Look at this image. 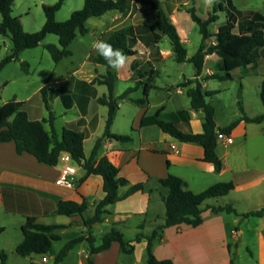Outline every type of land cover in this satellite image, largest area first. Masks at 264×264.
<instances>
[{"label":"crops","instance_id":"obj_1","mask_svg":"<svg viewBox=\"0 0 264 264\" xmlns=\"http://www.w3.org/2000/svg\"><path fill=\"white\" fill-rule=\"evenodd\" d=\"M141 7L147 8L148 6L137 5V8ZM170 18L174 20L177 28L179 24L177 17L172 14ZM128 26H136L135 20L130 18V13L126 15L125 12L110 11L99 18L92 32L95 41H106L111 33L125 30ZM88 29L90 32L91 29L89 27ZM178 33L180 35L179 30ZM135 35L138 42L134 49L138 54L127 56L131 63L127 67L125 75V80L134 85L128 88L135 86L132 76L135 68L140 70L137 67L139 58L144 59V63L148 62L150 69L153 68L157 74L158 63L152 62L151 55L159 48L164 39L163 37L159 43L155 44L147 31L138 33L135 30ZM181 40L186 45V40L182 37ZM96 53L97 51L93 48L92 52L86 55L83 65L89 64L93 71L99 73L101 65L91 60ZM22 55L23 52L20 55L21 61ZM212 56L216 55L206 57L202 74L198 77L204 92L209 91L206 89L209 80H203L204 77L214 73L212 72L213 67L207 68V58ZM12 63L19 62L14 61L10 64ZM10 64L0 73V85L3 87L8 86L11 82L8 77L3 76ZM148 71L145 70L142 73ZM77 72L83 73L80 69ZM195 73L194 69L193 76L186 79H194ZM95 77L96 75L93 73L86 80L75 77L71 92L65 94L64 97L60 96L54 99L52 107L56 117L55 131L60 136L65 128H78L89 133L86 142L97 131L102 130V134L96 136L97 139H102L98 158L107 156L119 168V177L129 181L128 186L120 188L119 195L123 196L132 185L141 182L145 183L146 189L125 200L106 206L107 212L104 214L103 221L95 223L91 229L95 239L94 246H99L103 236L109 233L112 228H116L125 237L123 229L125 230L130 225L136 234L132 239H125L134 245V253L131 255L122 253L120 243L113 242L108 250L94 256V264H131V261H126L123 258H131L139 251H146L147 240L143 239L138 243L135 242V238L140 231L145 236H150L156 224L164 223L166 208L162 197L167 195V190L162 189L159 180L170 174L182 178L186 188L195 193H200L218 182H232L235 189L228 196L221 197L220 200L211 199V201H215L205 202V206L203 204V223L200 226L192 227L183 224L163 229L160 232L161 238L153 245L155 256L159 260H172L173 264H230L232 248L237 249L246 234L243 226L247 218H243L242 215L258 211L264 206V122L257 124L240 121L231 133V143L218 141L217 153L223 161V169L221 173L217 174L212 164L203 161L204 149L202 146L177 141L164 134L152 122L142 123L143 117L154 115L161 107H164L163 115L186 110L189 122L183 123V130L192 133L203 132V112L191 109L187 88L177 87L179 83L186 80H180L175 85H158L155 76L152 82L155 88L149 93L147 105H137L129 99L120 101L116 119L122 116L126 120L130 132L123 135H132L133 138L131 142L125 143L111 137V134H115L112 129L116 119L110 134H105L108 109L99 104L98 98L107 94L108 90L106 86L93 84L92 81ZM44 86L37 88L36 92L40 93ZM193 86L194 84L190 87ZM102 87H106V90ZM141 88L143 89V87L139 89ZM212 91L220 92V90ZM153 92L166 93L168 100L160 102L154 112H151L150 99ZM132 94L130 95L131 99L143 97L135 98ZM30 97L28 96L26 98L28 100L22 102L16 95L13 100L23 103L22 110L27 113L30 120L48 118L49 114L45 107L40 113L39 109L36 110L33 105L28 103ZM124 102L136 106V109L134 111L123 110ZM169 102H173L175 105L174 110L168 109ZM244 111L248 117L264 114V110L255 115L248 113L245 109ZM241 116L242 113L233 121ZM215 118L217 123V114H215ZM232 122L224 126L217 124V126L224 128ZM44 126L48 132H51L48 123ZM136 142L135 147L129 146ZM85 156L88 158L86 154ZM69 164L74 166L77 171L72 177L74 182L72 188L57 184L61 170L68 163L61 161L56 166H49L38 162L31 154H18L13 141L0 144V253L5 252L8 255L7 264H56V255L66 242L79 236H87L84 220L94 215L97 205L105 197L104 180L102 176L93 174L83 179L86 174L84 168L75 162ZM61 201L78 203L86 201L89 204V211L83 216L58 215L57 209ZM228 203L236 208L237 214L225 212L217 214L209 208L213 205L219 206ZM28 217H36L37 222L41 224L62 226L54 232L60 237V240L53 242V254L48 256L32 255L25 258L16 254L17 246L24 239L22 226ZM253 218L258 222L255 232L258 249L257 252H254L247 248L251 258L250 264H264V218ZM133 219L137 221L131 224ZM141 226L143 229L139 230ZM147 229L150 232H146ZM9 233L11 235H8ZM86 244L89 243L83 241L77 244L59 264H88L90 245L87 247ZM45 257H47V261L43 260ZM235 264H238L236 260Z\"/></svg>","mask_w":264,"mask_h":264},{"label":"trees","instance_id":"obj_2","mask_svg":"<svg viewBox=\"0 0 264 264\" xmlns=\"http://www.w3.org/2000/svg\"><path fill=\"white\" fill-rule=\"evenodd\" d=\"M65 1L58 0L53 5H44L45 24L41 30L28 33L24 30L21 17L13 15L14 0H0V14L2 15L0 35L9 37L13 43L11 53L0 62V73L11 62H19L22 52L39 47L48 35L59 37L58 45L51 43L47 44L45 48L50 53L53 61L60 63L64 58L72 55L70 46L76 40L78 34H88L87 22L89 19L101 18L110 11L124 13L132 2L137 5L148 6L156 11L157 17L155 20H145L142 24L153 43L157 44L163 37H168L175 53V60L178 63H190L194 66L195 78L187 79L181 87L187 88L186 92L191 100V109L196 112L201 111L204 114L203 132L201 133L183 130V123L189 122V115L186 110L163 115L164 107H161L154 115L143 117V124L152 122L164 134L177 141L202 146L204 149L203 161L212 164L215 172L219 174L223 169V161L217 153L218 132L231 135L240 121L257 124L264 122V114L248 117L241 106L242 116L228 126L219 128L215 118L216 109L207 101V98L214 96L217 92H204L202 83L198 79L202 74L207 56L216 55L218 57V72L207 75L203 80H232L233 71L256 64L257 52L264 49V14L261 12L239 10L234 6L232 0H225V6L216 5L213 12L209 13L206 19H202L198 16L195 6L191 7L187 12L191 15L192 20L198 24L202 41L195 55L189 58L176 25L163 9L162 0H84V6L81 9L74 11L68 20L59 22L56 15ZM219 12L225 13L226 21L213 34L211 33V26L219 21ZM211 38H214V42L208 45ZM106 42L114 48L122 50L126 56L138 54L134 49L138 40L133 27L111 33ZM91 60L106 68V73L96 76L92 83L107 87V94L100 96L98 102L108 109L105 134H110L119 110L120 101L129 99L137 105L144 106L148 104L149 93L155 88L152 85L155 70L151 68L148 72L142 73L135 68L132 76L135 86L126 89L122 95L117 97L115 96V87L118 76L114 69L108 66L105 59L98 52ZM21 66L28 72L29 64L27 62H21ZM145 77L146 79H144ZM67 83V81H64L47 84L41 89L40 93L49 114L48 118L30 120L27 113L22 110L23 103L16 100H10L0 106V144L13 141L16 144L18 154H31L38 162L49 166L58 165L61 155L69 153L73 162L84 168L86 174L83 179L92 174L103 177L105 197L97 205L94 215L84 220L87 236H79L66 242L56 255V264L62 262L69 252L83 241H87L90 245V253L87 258L88 264H94V256L108 250L113 242L120 243L122 253L131 255L135 250L134 245L127 241L124 234L116 228H112L109 233L103 236L102 243L99 246H94L95 239L92 236L91 229L95 223L103 221L104 214L107 212L105 210L106 206L145 191V183L132 185L123 196H120V188L128 186L129 181L119 177V168L107 156L98 158L102 143L101 138L97 139L91 156L86 158L84 143L89 137L88 132L81 131L78 128H65L60 136L57 134L54 128L56 117L52 102L55 98L64 97L65 94L71 91V87H66ZM192 84L194 86L190 87ZM140 87H143V97L131 99L130 95ZM260 96L264 105V80L261 84ZM46 123L50 125L51 132L45 129L44 125ZM111 137L125 143L133 140L132 135L111 134ZM159 183L167 190V195L162 197L166 208L165 222L156 227L150 236H145L142 232L138 233L135 242L139 243L143 239L147 240V264H173V261L169 259L159 260L153 252L154 242L161 238L160 232L165 228L183 224L192 227L200 226L203 223V204L211 199L228 196L235 189V185L232 182H218L200 193H195L186 188L185 181L182 178L171 174L159 180ZM209 208L217 214L223 212L237 214V210L232 204L213 205ZM88 211L89 204L86 201L82 203L61 201L58 205L57 214L73 217L83 216ZM242 217L264 218V206L258 211L243 214ZM61 227L60 225L41 224L37 222L36 217H28L26 223L22 226L24 239L17 246L16 254L23 258L32 255L47 256L53 254V242L60 240V237L54 232ZM140 229H143V226ZM7 259L8 255L1 252L0 264H7ZM230 264H235L232 253Z\"/></svg>","mask_w":264,"mask_h":264},{"label":"rangeland","instance_id":"obj_3","mask_svg":"<svg viewBox=\"0 0 264 264\" xmlns=\"http://www.w3.org/2000/svg\"><path fill=\"white\" fill-rule=\"evenodd\" d=\"M57 1L58 0H14L13 15L16 17H21V22L26 32L34 33L41 30L46 22L43 6L53 5ZM224 1L225 0H212V3L209 5L206 3V0H162L163 9L167 15L170 17V15L174 14L178 19L179 24L177 28L180 32V36L187 42L185 48L187 49L188 56L195 55L202 41V35L199 32L198 24L192 20L191 15L187 11L191 7L195 6L198 16L202 19H206L209 13L213 12V9L216 5L225 6ZM232 1L234 6L239 10H256L264 14V0ZM83 6L84 0H66L61 10L57 12V21L64 22L68 20L74 11L81 9ZM129 13L130 18L135 20L136 23V26H134L133 29L138 33L145 32L144 28L142 27V23L145 21V19H155L157 15L156 11L152 8L141 7L139 9L137 8V5L132 2L130 3L128 10L125 12L126 15ZM219 15V21L211 26V33L213 34L216 33L218 27L226 21L225 13L219 12ZM98 21L99 18H92L90 20V22L87 24L91 29L90 32H88L86 35L78 34L77 39L70 46L72 55L64 58L60 63H55L50 53L45 48L47 44H59V37L56 35H48L39 47L24 51L22 55V61L20 60L19 63L10 64L4 72L3 76L8 77L11 82L6 87L0 85V106L10 100H13L16 95L17 98L22 102L28 100L26 98L31 96L29 98L30 102L28 103L33 105L36 110L39 109L41 113L45 106L44 102L42 101L41 94L36 92L37 88L40 86H44L48 83L56 84L59 81H67L68 83L66 87L72 88L76 78L86 80L89 78L91 73L95 74L96 76L97 74H105L106 68L104 66H100L98 71L99 73H96L89 64L85 63L83 65L86 55L92 52V43L95 41V36L93 35L92 30L95 28V24ZM173 21L174 20H172V22ZM0 22H2L1 14ZM128 28H130V26L126 27L125 30ZM97 37H100V35H97ZM213 42L214 38L209 39L208 45L212 44ZM0 47L1 62L11 53L13 43L9 37L0 35ZM256 57L257 62L255 65H251L249 68H240L235 70V72H233L232 80L222 82L215 79L209 80L206 86L207 90H220V92H217V94L208 98V101L216 109L217 124H219V126H224L225 124L232 122L238 115H240L242 113L240 109L241 106L248 113L253 115L264 110L260 96L261 84L264 80V49L259 50L256 54ZM151 60L152 62L158 63L156 69L158 72L157 74L154 73L153 75L154 77L156 76L155 81L158 85H175L180 80L184 81L187 80L186 78H191L193 76V71L195 68L192 64L178 63L175 60V53L168 37H164V39L161 41L159 48L151 55ZM216 61V56L207 58V68L209 66L213 67L212 72L214 73L218 72ZM21 62H27L29 64L28 72L22 68ZM130 63L131 61L128 59L127 66L124 69L115 70L118 76V81L115 87V96L117 97L122 95L129 86L134 85L125 80L126 70ZM137 65L141 72L145 70L148 71L150 69L148 62L144 63V59L141 58H139L137 61ZM79 69L82 70L83 73H78L77 70ZM181 85L182 83H179L177 87H181ZM102 89L106 90V87H102ZM132 96L135 98L142 97L143 89L141 88L134 92ZM166 100H168V95L166 93L153 92L150 99L151 112H154L155 107L160 102ZM167 107L169 110H174L175 105L173 102H169ZM124 109L128 111H134L136 106L128 102H124L123 110ZM112 131L115 134L123 135L129 134L130 129L126 120L120 116L116 119ZM100 134H102V130L97 131V133L91 139L85 142L84 149L88 158L91 156L92 149L97 140L96 136ZM136 145L137 142L131 143L129 146L135 147ZM162 189L166 191V189L163 187ZM217 199L220 200L221 198ZM212 201H207V203ZM136 221V219L131 220V224H134ZM256 221L257 220L253 217L247 218L243 226L244 230H246V234L241 239L237 249L233 247L231 250L232 255H234V260H236L238 264L251 263V258L247 248H249V251L257 252L258 244L255 232L258 228V222ZM158 226H160V224H156L155 228ZM123 232H125L126 239H132L136 234V231H134L130 225H128L125 230L123 229ZM146 232H150V230L147 229ZM8 235L11 234L9 233ZM8 235L6 236L7 239L9 238ZM88 245L89 244H86L87 247ZM123 259L126 261H131V264H147L146 251H139L135 256H132L131 258L125 257Z\"/></svg>","mask_w":264,"mask_h":264},{"label":"clouds","instance_id":"obj_4","mask_svg":"<svg viewBox=\"0 0 264 264\" xmlns=\"http://www.w3.org/2000/svg\"><path fill=\"white\" fill-rule=\"evenodd\" d=\"M207 4H211L212 0H206ZM92 47L105 59L108 66L114 70H121L127 66L128 57L120 49L114 48L110 43L97 40L93 41Z\"/></svg>","mask_w":264,"mask_h":264},{"label":"built area","instance_id":"obj_5","mask_svg":"<svg viewBox=\"0 0 264 264\" xmlns=\"http://www.w3.org/2000/svg\"><path fill=\"white\" fill-rule=\"evenodd\" d=\"M174 22V21H173ZM175 24V23H174ZM218 141H223L225 143H231L232 137L231 135L218 132L217 134ZM66 162L68 163L67 166H65L57 179V184L63 187L72 188L74 187L73 182V176L77 173L76 168L69 163L73 162L71 156L69 153H63L60 157V162ZM44 261H47V257L43 258Z\"/></svg>","mask_w":264,"mask_h":264}]
</instances>
